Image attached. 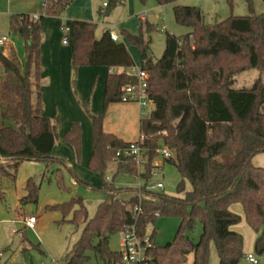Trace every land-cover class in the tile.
<instances>
[{
	"label": "trees",
	"instance_id": "obj_1",
	"mask_svg": "<svg viewBox=\"0 0 264 264\" xmlns=\"http://www.w3.org/2000/svg\"><path fill=\"white\" fill-rule=\"evenodd\" d=\"M74 0H43L33 20L29 14H13L10 31L20 35L25 44L26 61L22 64L12 49L5 55L0 49V65L5 79L0 86V198L4 196L3 180H17L19 166L26 160L47 164H65L53 156L58 138L54 121L43 114L40 81L41 23L47 16L60 17ZM123 0H107L108 10ZM145 2L146 0H140ZM178 0H156L158 5L173 4L176 21L190 28L182 36L166 31L165 51L155 63L148 55L151 39L142 32L132 34L122 30L128 41L143 54L141 68L148 75L149 93L155 106L150 115L141 118L140 133L145 135L142 147L147 156L143 169L129 156L117 158V152L130 142L103 128L107 108L121 101L122 87L135 79L124 70H112L106 77L102 111L89 114L93 127V152L88 167L99 173L104 194L94 217L89 218L82 197L64 203L47 204L50 212H61L62 221L83 225L79 239L73 244L63 264H82L93 251L105 261L121 262L120 252L108 247L110 236L127 228H135L138 236L150 233L152 246L148 249L149 264H209L210 243L214 241L219 264H241L245 259L243 236L232 230L240 216L230 210L239 202L248 225L259 233L255 242L257 254H264V167L253 158L264 153V14H258L254 0H245L248 15H231L212 25L205 22L200 8L176 4ZM233 7V0H228ZM96 24L74 20L72 24V65L126 69L135 65L126 44L115 41L110 31L100 38L95 35ZM149 32L153 28L148 26ZM257 69L259 77L251 88H234L236 75ZM10 122V123H8ZM166 131V133H163ZM64 141L74 147L76 158L82 157L81 124L73 122ZM166 146L172 152L163 165H174L185 181L178 184V196L155 192L149 180L156 174L154 159L158 149ZM116 163L120 172L138 174L145 183L129 199L119 197L131 188L116 185L106 178V171ZM141 170V171H140ZM61 189L69 190L61 168L56 170ZM80 184L88 183L77 177ZM22 205L37 203L40 186L34 178L26 183ZM159 217L180 219L172 241L158 245L155 241ZM197 220L202 225L200 239L195 242L189 232ZM264 264V262H260Z\"/></svg>",
	"mask_w": 264,
	"mask_h": 264
},
{
	"label": "rangeland",
	"instance_id": "obj_2",
	"mask_svg": "<svg viewBox=\"0 0 264 264\" xmlns=\"http://www.w3.org/2000/svg\"><path fill=\"white\" fill-rule=\"evenodd\" d=\"M105 1L107 0H92L94 20L89 22L97 24L96 37L100 38L103 32L104 26L102 20L105 16H107L106 20L113 24L122 23L121 21L126 19L127 21L123 25V29L132 34L142 32L145 40L151 39L148 54L154 63L162 57L165 51L166 31L177 36L185 35L190 31L189 27L181 25L176 21L173 4L159 6L156 0H146L144 3L140 0H126L128 1L127 6L119 4L114 9L105 10V12L100 13V8L103 7ZM176 4L200 8L205 16V22L210 25L223 21L231 15L243 16L249 14L245 0H233V7H231L228 0H178ZM128 6L131 8V12L126 11ZM254 8L256 13L264 14V0H254ZM142 15L146 16L145 21H141L140 17ZM149 25L153 28L151 32L148 29ZM6 28L7 25L0 21V29L5 31ZM131 29L135 31L132 32ZM0 35L8 37V40L13 43L17 56L23 62L24 58L22 54L25 53L23 38L20 35H10L5 32L0 33ZM124 38L125 40L121 41L125 42L131 54L136 57L137 61H135V65L141 66L143 60L141 49L131 44L125 36ZM70 39L72 41V36ZM258 77L259 71L257 69L244 71L235 76L234 88H251ZM262 85L264 88V74ZM153 109L154 106H150L146 111L151 112ZM85 114L88 118L87 123L74 122L81 124L82 157L83 150L85 149L86 153L89 152L87 161H82V157L81 161L77 160L74 147L64 141L65 132L62 137L63 139L57 138L56 143L57 145L61 143L66 148L63 150L61 148L55 152L56 156L63 157L62 159L65 164L47 167V164L44 162L26 160L19 166L17 180L14 184L8 179L3 180L5 194L0 198V250L4 252V256L0 258V264H63L66 262L70 249L81 235L83 225H76L70 222L71 215L66 218L68 221L63 222L61 212L46 211L45 207L47 204L64 203L70 201L73 197H82L87 206L89 218L94 217L98 205L104 198V194L98 189L103 185V178L99 173L92 171L88 167L93 152V127L89 112L85 111ZM53 121L57 126V130L60 131L63 124H60L58 119ZM67 148L71 150L72 158H70V161L71 159L74 161L73 166L67 164ZM60 150L62 151L61 153H59ZM260 158L263 159L260 161ZM254 161V164L257 166L264 167V153H259ZM155 163L163 166V168L161 170L156 169V174L149 180V186H151L153 191L162 192L164 190L166 194L171 196L182 195L178 193L177 187L183 180L185 181L186 190H191L192 186L190 182L180 174L174 165L168 163L163 165V160L160 156L155 158L153 163L154 166H158ZM58 168H61L64 182L66 187L70 188L69 190L59 187L56 179V170ZM115 172L116 163L112 162L106 171V178L108 180L114 179L118 186L131 188L119 194V197L124 199H129L135 195L137 188L145 183L143 179H140L138 174L120 172L114 176ZM77 177L88 183L89 186L80 184L77 181ZM30 178H34L40 186L39 199L37 203L22 205L20 199L26 194L25 187ZM158 182H163L165 188H158L156 185ZM230 210L240 216L239 222L232 225L231 229L243 236L245 255L253 254L259 262H264V254L259 255L255 251V242L259 233L248 225L243 206L239 202H234L230 205ZM21 215L37 216L35 230L24 229V225L18 221ZM179 223L180 219L176 217H159L156 222V243L158 245H165L172 241ZM152 229L153 225L150 224L147 227L148 236ZM201 234L202 225L197 220L193 231L189 232V236L197 242ZM108 247L113 252H121V233L110 236ZM89 255L90 258L82 264H114L113 262L105 261L93 251H90ZM192 260L193 256L190 255L187 264H191ZM116 264L125 263L119 261ZM209 264H219L214 241L210 243ZM241 264L249 263L243 259Z\"/></svg>",
	"mask_w": 264,
	"mask_h": 264
},
{
	"label": "crops",
	"instance_id": "obj_3",
	"mask_svg": "<svg viewBox=\"0 0 264 264\" xmlns=\"http://www.w3.org/2000/svg\"><path fill=\"white\" fill-rule=\"evenodd\" d=\"M42 1L43 0H2V2H0V21L5 23L7 28L5 31L0 29V33L5 32L12 35L10 31L11 15L37 14ZM127 2L128 1L123 0L120 4L127 6ZM104 4L103 7L100 8V13L108 10V6ZM84 5L85 7H83ZM93 10L92 0H75L60 17H47L41 23V73L38 90L41 92L43 114L52 120L58 119L60 124H63L60 131L58 130V139L63 137L71 122L80 121L81 124H83V122H88L85 111L93 115H97L102 111L106 77L111 70L121 71V68L108 69L101 66L74 68L72 65L73 49L70 37L72 36L71 29L73 21H93ZM126 11L131 12V8L128 6ZM106 18L107 16L102 20L104 26L102 34L107 30L114 31L119 33L120 41L125 40L121 32L122 30H126L123 29V25L127 20L124 19L121 21L122 23L113 24L107 21ZM141 21L144 20L141 18ZM63 28L66 30H63ZM131 31L134 32L135 30L131 29ZM12 49L15 50L13 43L10 41L6 46L1 48L5 55H10ZM22 55L24 58L23 62L18 56L17 58L24 64L26 61V50ZM132 56L134 61H137L136 57L134 55ZM4 79L5 73L0 65V86ZM141 111L140 106L136 103H112L107 108L103 120V128L106 132L113 133L126 142L135 141L140 135ZM56 142L57 141H55L52 154L57 158H61L58 155L56 156L55 152L61 148V150H63L66 146H63L61 143L57 145ZM61 150L59 153L62 152ZM66 151L68 152L66 157L67 164L73 166L74 161L72 159L70 161V158H72L71 150L67 148ZM85 153L86 150L84 149L82 161H87L88 159L89 152ZM256 156L253 158V163H255L254 159ZM262 159L263 158H260L259 160L261 161ZM22 217L21 215L19 219ZM24 229L27 228L24 227Z\"/></svg>",
	"mask_w": 264,
	"mask_h": 264
},
{
	"label": "built area",
	"instance_id": "obj_4",
	"mask_svg": "<svg viewBox=\"0 0 264 264\" xmlns=\"http://www.w3.org/2000/svg\"><path fill=\"white\" fill-rule=\"evenodd\" d=\"M104 5L107 4L105 3ZM38 18V14H34L32 16L33 20H37ZM141 18L144 21L146 20L145 16H142ZM63 30L66 29L63 28ZM110 36L113 40L120 41L119 33L110 31ZM8 43V37L5 35H0V49L6 46ZM121 70H124L127 76L133 77L135 79L133 83H128L122 87L121 101L126 103L138 104L142 110L140 113V117H148L151 112H147L146 109L150 106H155V103L148 90L149 83L146 71L137 65ZM163 133H166V131H163ZM144 140L145 135L140 133L137 140L130 142L126 148L117 152V158L129 156L133 158V160H135L139 169H143L147 162V156H145V151L142 147V143ZM158 152L162 160L164 158H170L172 156V152L166 146H161L158 149ZM156 185L160 189L165 188L163 182H158ZM18 221H20L25 228L34 230L37 222V216L26 215ZM151 246L152 241L150 239V236H148L147 234L143 237L138 236L135 228H127L126 230L121 232L120 254L122 261L125 264H149L148 249ZM3 256L4 252L0 250V258ZM245 260L249 264H260L259 260L253 254L246 255Z\"/></svg>",
	"mask_w": 264,
	"mask_h": 264
},
{
	"label": "water",
	"instance_id": "obj_5",
	"mask_svg": "<svg viewBox=\"0 0 264 264\" xmlns=\"http://www.w3.org/2000/svg\"><path fill=\"white\" fill-rule=\"evenodd\" d=\"M149 55V54H148Z\"/></svg>",
	"mask_w": 264,
	"mask_h": 264
}]
</instances>
